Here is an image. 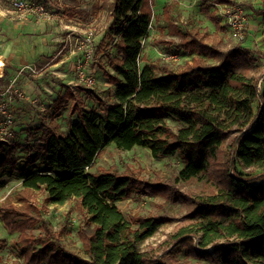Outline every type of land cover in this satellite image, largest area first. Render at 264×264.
Masks as SVG:
<instances>
[{"label": "trees", "instance_id": "16d2710c", "mask_svg": "<svg viewBox=\"0 0 264 264\" xmlns=\"http://www.w3.org/2000/svg\"><path fill=\"white\" fill-rule=\"evenodd\" d=\"M202 1L209 3L203 12L222 29L212 6L232 1ZM155 4L100 0L96 5L109 13L110 23L92 58L100 64L104 55L114 71L107 77L116 85L108 99L100 100L99 112L74 101L70 114L77 120L63 133L57 118L74 98L67 88L53 113L41 118V133L26 129L23 156L0 140V176L21 181V189L0 204V216L8 231L18 234L26 264H180L182 250L211 264H264V181L246 173L264 172V84L259 86L253 53L242 44L225 51L182 32L166 5L163 16L170 32L181 38L178 47L202 58L176 72L155 62L141 66ZM262 6L264 17V0ZM2 84L0 78V91ZM168 119L182 126L175 130ZM112 144L122 151L146 147L155 158L178 154L184 167L174 180L154 182L133 171H93ZM194 182L201 184L197 192L177 187ZM135 193L183 204L185 223L163 244L142 249L163 220L149 215L128 221L117 204ZM38 194L51 205L73 201L86 217L79 237L88 257L58 242L60 234L34 203ZM40 221L43 235L35 236L30 229Z\"/></svg>", "mask_w": 264, "mask_h": 264}, {"label": "rangeland", "instance_id": "374dc122", "mask_svg": "<svg viewBox=\"0 0 264 264\" xmlns=\"http://www.w3.org/2000/svg\"><path fill=\"white\" fill-rule=\"evenodd\" d=\"M16 1L0 0V65L4 63L5 78L1 85L0 102L9 101L15 121V133L10 142L17 148L18 155L23 156L26 129H34L40 134L41 118L53 113L56 99L67 88L74 98L67 101L57 118L65 134L69 132L71 123L77 120V114H70L74 101L83 109L99 112L100 100L108 99L116 85L107 77V72L114 74V71L104 55L100 64L92 58L95 46L110 23L109 13L95 9L100 0H23L25 8L22 11L15 9ZM231 1L229 5L212 6L222 28L217 29L202 10L209 4L207 2L156 0L155 17L148 37L143 40L141 66L155 62L176 72L194 58H202L178 47L181 38L170 32L163 16L164 7L170 5L172 21L182 32L202 38L225 51L239 44L251 49L257 66L256 73L261 76L259 86L264 84L262 0ZM233 7L242 10L245 18L241 30L229 21ZM80 86L87 90H81ZM167 122L175 130L182 126L173 119ZM99 167L120 173L133 171L153 182L172 181L184 167V162L178 154L155 158L146 147L137 146L122 151L112 144L96 159L93 171ZM246 173L261 176V182L264 181V172ZM177 187L184 192H197L201 184L178 183ZM20 189L21 181L18 178L0 176V204ZM34 203L41 208L43 220L51 223L60 234L58 242L68 250L88 257L79 237V231L86 229V217L78 212L73 201L65 205H51L38 194ZM117 205L128 221L134 216L162 218V226L153 237L141 244L142 249L163 244L171 232L185 223L183 219L188 212L183 204L167 202L161 196L139 193ZM42 223L40 221L30 232L35 236L43 235ZM137 227V224H133V228ZM177 259L180 264H211L206 260L187 257L183 250L178 252ZM0 264H26L19 254L18 234L8 231L1 216Z\"/></svg>", "mask_w": 264, "mask_h": 264}, {"label": "built area", "instance_id": "2783aa9c", "mask_svg": "<svg viewBox=\"0 0 264 264\" xmlns=\"http://www.w3.org/2000/svg\"><path fill=\"white\" fill-rule=\"evenodd\" d=\"M25 8V2L23 0H18L15 2V9L17 11H22ZM230 23L234 25L237 29H242L244 27L245 18L242 16V10L238 8H231ZM174 58V57H170ZM261 87V86H260ZM11 99V98H10ZM14 115L10 110V104L7 100H2L0 102V140L3 142H10V139L14 137Z\"/></svg>", "mask_w": 264, "mask_h": 264}, {"label": "crops", "instance_id": "0c3cea01", "mask_svg": "<svg viewBox=\"0 0 264 264\" xmlns=\"http://www.w3.org/2000/svg\"><path fill=\"white\" fill-rule=\"evenodd\" d=\"M0 78L3 79V83H4V63H2V65H0Z\"/></svg>", "mask_w": 264, "mask_h": 264}]
</instances>
